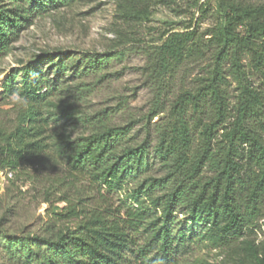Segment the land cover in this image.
<instances>
[{"label": "rangeland", "instance_id": "1", "mask_svg": "<svg viewBox=\"0 0 264 264\" xmlns=\"http://www.w3.org/2000/svg\"><path fill=\"white\" fill-rule=\"evenodd\" d=\"M241 1L264 7V0ZM118 2L58 0L44 7L30 0L19 2L30 10V18L0 60V131L13 132L24 114L6 93V80L14 73L12 85L19 87L24 69L37 72L40 94L45 95L40 105L45 118L41 136L48 147L41 159L25 162L16 170L6 167L0 155V264H38L28 257L23 240L44 239L57 231L74 229L77 220L66 214L69 208L78 212L108 207L123 216L137 208L133 197L139 195L143 208H151L152 218L161 213V207H151L145 197L158 198L161 203L172 188V177H167L170 169L159 158L156 144L160 135L170 130L172 104L178 95L197 90L213 70V33L222 23V10L214 0H151L145 15L128 18L119 11ZM190 32L199 41V49L161 81L157 48L171 34ZM237 32L243 35L241 30ZM238 61L239 69L231 57L221 63V89L228 108L225 130L246 106L245 128L264 139V79L250 53H242ZM55 62L61 64L60 70L55 69ZM252 90L258 92L262 105L251 97ZM203 100L201 114L190 109L187 114L193 140L190 161L199 147L201 123L214 116L210 97L206 95ZM50 103L74 106L80 115L65 118ZM99 122L127 129L120 149L146 148L141 168L111 187L88 173L72 171L52 145L62 136L78 142ZM222 132L219 130L217 136ZM211 175L205 166L200 178L206 180ZM151 180L158 182L149 187ZM263 212L264 208L259 214ZM210 225L205 217L194 219L185 204H175L170 230L178 247V264H233L231 247L237 243L214 248L208 240ZM134 236L136 246L146 239L141 231ZM257 239L263 235L257 234Z\"/></svg>", "mask_w": 264, "mask_h": 264}, {"label": "trees", "instance_id": "2", "mask_svg": "<svg viewBox=\"0 0 264 264\" xmlns=\"http://www.w3.org/2000/svg\"><path fill=\"white\" fill-rule=\"evenodd\" d=\"M56 1L30 0L41 7ZM150 1L119 0L118 8L125 17H140L145 15ZM214 1L221 8L223 19L213 33L216 48L213 70L197 90H184L178 95L172 104L174 121L170 130H165L156 144L159 158L170 169L167 177H172V188L163 202L145 196L151 207H161L160 215L152 218L151 208H143L144 202L139 200V195L133 197L137 208L125 211L123 216L108 207L78 212L69 208L66 214L77 220L74 229L57 231L44 239L23 240L30 259L38 264H178V247L174 246L170 221L173 207L180 202L188 207L194 219L205 217L210 222L208 240L214 248L237 243L231 247L233 264H264V222L254 223L264 219V212L259 214L264 208V139L245 128L246 106L225 130L228 108L221 89L224 81L221 63L231 57L239 69L242 53H250L255 68L264 79V7L241 0ZM19 2L0 3V60L9 53L18 30L29 22L30 10ZM199 46L191 32L171 34L155 52L156 67L163 76L161 81L169 78L174 68ZM53 65L56 70L62 68L58 62ZM24 71L19 87L12 85L14 73L6 80V93L21 89L29 101L15 130L0 131V155L11 170L41 159L48 147L41 136L45 124L40 107L45 101V95L40 94L41 77L37 72ZM250 93L256 103L262 105L258 92L252 90ZM206 95L214 106V116L209 122L201 123L199 147L190 161L193 140L187 114L189 109L201 114ZM49 105L60 109L59 114L65 118L80 115L71 105ZM219 130L223 132L217 136ZM126 134L125 127L99 122L78 142L62 136L52 145L72 171L88 173L111 187L141 168L146 154L143 145L120 149ZM205 166L210 168L212 175L201 180L200 173ZM157 182L151 180L149 187ZM140 231L146 239L141 246H136L134 234ZM259 233L263 235L261 240L257 239Z\"/></svg>", "mask_w": 264, "mask_h": 264}, {"label": "clouds", "instance_id": "3", "mask_svg": "<svg viewBox=\"0 0 264 264\" xmlns=\"http://www.w3.org/2000/svg\"><path fill=\"white\" fill-rule=\"evenodd\" d=\"M12 96V104L14 107L19 109H26L29 105L28 98L23 95L21 89L14 90L11 94Z\"/></svg>", "mask_w": 264, "mask_h": 264}]
</instances>
